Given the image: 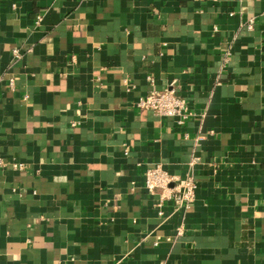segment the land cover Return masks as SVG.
Listing matches in <instances>:
<instances>
[{"label": "crops", "instance_id": "1", "mask_svg": "<svg viewBox=\"0 0 264 264\" xmlns=\"http://www.w3.org/2000/svg\"><path fill=\"white\" fill-rule=\"evenodd\" d=\"M0 264H264V0H0Z\"/></svg>", "mask_w": 264, "mask_h": 264}, {"label": "built area", "instance_id": "2", "mask_svg": "<svg viewBox=\"0 0 264 264\" xmlns=\"http://www.w3.org/2000/svg\"><path fill=\"white\" fill-rule=\"evenodd\" d=\"M251 27V23L248 24ZM15 56H19L17 49L14 50ZM13 86V80H10ZM136 105L139 108L152 110L160 116H170L176 118L178 124H183L187 118L194 115L185 97L178 94L175 82H171L164 89H150L145 95L141 96ZM204 139L203 135H198L197 140ZM195 160L189 162L193 166ZM145 187L151 193H158L160 200H172L176 206L181 207L190 205L196 195L197 183L192 172L180 177L170 174L161 165L150 167L145 172ZM183 226L177 228V233L181 234ZM157 243V241L155 242Z\"/></svg>", "mask_w": 264, "mask_h": 264}]
</instances>
